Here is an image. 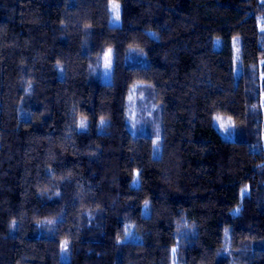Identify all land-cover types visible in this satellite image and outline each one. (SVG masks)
I'll use <instances>...</instances> for the list:
<instances>
[{
  "label": "trees",
  "instance_id": "trees-1",
  "mask_svg": "<svg viewBox=\"0 0 264 264\" xmlns=\"http://www.w3.org/2000/svg\"><path fill=\"white\" fill-rule=\"evenodd\" d=\"M115 2L119 25L109 0H0V264H264V4ZM137 82L157 158L128 128Z\"/></svg>",
  "mask_w": 264,
  "mask_h": 264
},
{
  "label": "rangeland",
  "instance_id": "rangeland-1",
  "mask_svg": "<svg viewBox=\"0 0 264 264\" xmlns=\"http://www.w3.org/2000/svg\"><path fill=\"white\" fill-rule=\"evenodd\" d=\"M112 16V13H111ZM121 19L117 22L114 20H111L112 24L119 25ZM216 44L218 43V40L215 41ZM237 61V56H236ZM237 65V62H236ZM104 59L102 60V75H103V81L104 82H110L111 80V74L109 77L104 76ZM112 73V70H111ZM136 86L135 92H132L133 86ZM131 91L129 93L133 95V100L129 101L128 99V128L129 130L134 134H145L152 136L153 140L156 139V130L159 128V134L161 137V109L159 107V104H157L148 89L149 85L145 83L137 82L135 83ZM155 109V110H153ZM133 112L135 113V116L133 117ZM131 117V118H130ZM215 117H219L222 122L226 125V131H221L219 128V123L214 120L213 124L216 130L227 140H235L237 139V134L235 131V128L233 127V122L231 118L224 115H216ZM84 121L86 126L87 122L85 119L81 118L80 122ZM135 121H140V123H135ZM146 121V123H145ZM135 124V126H134ZM161 154V139L159 142L158 147H154L153 145V155L154 157H159ZM136 183L134 185L138 184L137 179L135 180ZM148 213V207L145 208L144 206V214L147 215ZM129 227V226H128ZM127 227V228H128ZM131 234L126 238V240H139V236H136L133 228L131 226ZM61 260L63 262L68 261V255L66 253L61 252Z\"/></svg>",
  "mask_w": 264,
  "mask_h": 264
},
{
  "label": "snow or ice",
  "instance_id": "snow-or-ice-1",
  "mask_svg": "<svg viewBox=\"0 0 264 264\" xmlns=\"http://www.w3.org/2000/svg\"><path fill=\"white\" fill-rule=\"evenodd\" d=\"M261 3L264 4V0H261ZM108 11H110L112 13L111 20H114V21H117V22L120 20V5H119V3L115 2V0H109ZM257 27L259 28L260 32L264 33V24H262L259 20L257 21ZM152 35H154V34H152ZM112 51L113 50L111 48H109V49H107L104 52L103 59H104V69H105L104 76L105 77H109L110 76L111 70H112V67H113ZM237 51H239V49H237ZM262 63H264V62H262ZM261 79L264 80V76H261ZM29 87H31V85ZM135 89H136V86L134 85L133 89H132L133 93L135 92ZM133 98L134 97H133L132 94H130L129 97H128L129 101H132ZM259 101H260V104H259L260 109L264 110V91H262L260 93ZM153 110H155V109H153ZM132 115L134 117L135 113L133 112ZM214 120H216L219 123V128H220L221 131H226L227 130L225 123L222 122L219 117H214ZM103 123H104V120H103V118H101V124L103 125ZM135 123H140V121H135ZM145 123H146V121H145ZM134 126H135V124H134ZM78 127L80 129H85L86 128L85 122L81 121L79 123ZM160 139H161V137H160V134H159V128H157V130H156V139L153 140L154 147H158ZM136 175L138 176V173ZM133 183L135 184L136 181L134 180ZM243 191L246 193L247 192V188H245ZM147 207H148V202L145 201V208H147ZM238 212H239V209H237V213ZM130 230H131V226H129L128 228L125 229V237L126 238L131 234ZM49 231L54 232L55 230L54 229H49ZM226 234H227V230H226ZM118 243H119V241H118ZM60 248H61V252L62 253H66L67 250H68V241L67 240L63 241L61 243V245H60ZM175 252H176V248H173L172 249V253L175 254ZM173 264H175V261L173 262Z\"/></svg>",
  "mask_w": 264,
  "mask_h": 264
}]
</instances>
